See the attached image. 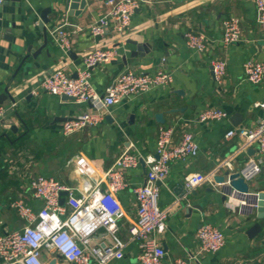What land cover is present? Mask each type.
<instances>
[{"label": "crops", "instance_id": "obj_1", "mask_svg": "<svg viewBox=\"0 0 264 264\" xmlns=\"http://www.w3.org/2000/svg\"><path fill=\"white\" fill-rule=\"evenodd\" d=\"M86 1L79 14L70 13L65 0H4L0 7V104L6 107L0 119V231L23 225L10 205L14 199L23 197L35 210L42 206L27 190L34 175L55 176L81 195L102 179L105 187V172L130 148L141 155V161L125 172L127 185L118 192L127 211L119 229L126 241L125 255L107 264H139V249L128 230L137 218L134 189L146 177L145 158L156 153L158 128L178 122L176 138L183 129L191 130L199 151L194 157L176 160L169 176L160 182L159 205L168 210V218L165 232L157 236L168 256L197 253L198 227L210 222L225 232L226 243L216 253H201L195 264H264V219L257 217V208L252 214L243 210L236 197L225 193L226 183L215 180L226 169L241 168L256 153L239 136L228 139L227 131L264 121V107L257 105L264 102V79L252 83L244 78L248 59L264 60V33L253 0H142L124 33L116 36L109 31L99 37L91 34L89 25L111 8V0ZM45 8L51 9L52 20L46 24L47 36L40 28ZM229 15L240 17L243 33L238 42L225 45L221 22ZM62 22L69 32L68 52L53 36ZM191 29L205 34V51L185 43V32ZM99 46L117 49L109 61L92 69L99 93L127 69L154 73L164 67L173 81L110 106L96 126L63 134L66 120L93 105L43 91L40 81L62 66L76 77L84 68L85 54ZM213 59L227 61L222 83L214 77ZM212 106L225 110L228 117L211 122L195 119L200 110ZM157 113L164 122L157 120ZM195 172L214 176L211 183L197 185L188 193L184 178ZM250 191L249 195L264 191V165L251 179ZM257 221L262 230L250 237L248 230ZM105 235L101 229L96 241L102 244ZM44 257L46 264L54 258V264L67 263L47 251Z\"/></svg>", "mask_w": 264, "mask_h": 264}, {"label": "built area", "instance_id": "obj_2", "mask_svg": "<svg viewBox=\"0 0 264 264\" xmlns=\"http://www.w3.org/2000/svg\"><path fill=\"white\" fill-rule=\"evenodd\" d=\"M142 0H111V8L101 13L92 22L90 32L94 37L103 36L109 31L116 36L124 33ZM256 6V20L264 33V0H253ZM4 0H0V7ZM221 41L225 45L238 42L243 33L240 17L229 15L222 20ZM62 22L53 30L58 46L65 52L70 51L69 32ZM185 43L190 49L203 52L208 42L203 32L191 29L185 32ZM117 53L116 48L97 47L85 54L84 68L76 77L71 76L65 67L54 69L44 75L40 81L41 89L50 94L66 95L77 101L91 102L87 109L66 120L63 134H70L87 126H96L104 118L105 111L113 105L132 96L145 93L156 86H168L172 83V73L164 67L154 73L127 69L111 81L103 93H99L92 82V69L109 61ZM165 59L163 58V61ZM212 69L218 83L224 81L227 61L213 59ZM264 60L248 59L244 64V78L252 83H260L264 78ZM40 89V90H41ZM39 93V90L34 91ZM264 107V102L257 103ZM6 107L0 104V119ZM198 122H211L227 118L225 110L216 106L207 107L195 116ZM161 125L157 131L155 154L146 158L148 166L144 182L138 185L136 194L137 218L128 226L130 238L137 244L139 264H195L201 253H216L226 243V234L217 225L202 222L196 232L199 250L187 257L170 258L168 251L157 234L166 230L168 210L159 205L160 182L168 176L172 164L179 159L194 157L199 151L196 135L183 129L176 138V125ZM239 136L245 146H254L256 153L250 155L241 167L242 176L251 181L264 165V121L247 126L231 127L226 137ZM1 158V154H0ZM141 155L127 148L123 150L114 165L106 172V186L102 180L86 187L81 195L75 188L51 175H34L28 184L31 194L42 201L35 210L23 197L14 199L11 207L23 220V225L11 230L0 231V264H46L44 252L59 256L69 264H107L113 259H122L125 255L126 241L120 237V222L127 211L119 198V191L127 185L125 172L136 168ZM229 163V162H227ZM84 167L82 171L84 172ZM213 174L202 172L189 173L184 178L188 193L197 185L211 183ZM225 193L236 197L243 210L252 214L257 207L258 194H244L225 182ZM65 202L61 204L62 192L66 191ZM2 220L0 219V225ZM105 230L106 240L101 244L95 236Z\"/></svg>", "mask_w": 264, "mask_h": 264}, {"label": "water", "instance_id": "obj_3", "mask_svg": "<svg viewBox=\"0 0 264 264\" xmlns=\"http://www.w3.org/2000/svg\"><path fill=\"white\" fill-rule=\"evenodd\" d=\"M87 1L86 0H65V6L66 9L73 13V10L76 12V14H79L80 9H84L86 6ZM51 11L50 8H45L42 14V20L40 23V28L44 30L45 36L48 34V28L46 27V24L49 23L51 18L48 16V13ZM31 90H29V96H30ZM63 97L69 98L70 97L63 95ZM156 118L160 122H164V117H162L161 113L156 114ZM224 173L222 175L216 176V181L220 183L228 182L229 186L233 187L235 190L240 191L244 194H249L250 191V181L246 180L244 176H242L241 168H235L232 170L226 169L223 171ZM67 190L63 191L62 198H61V204H64L65 202V196H66ZM257 217L259 219H264V191H260L258 193V199H257ZM262 230L261 223L259 221L252 224V227L249 228L248 234L250 237L256 235ZM55 258L49 261L47 264H54ZM66 264H69L67 262Z\"/></svg>", "mask_w": 264, "mask_h": 264}]
</instances>
